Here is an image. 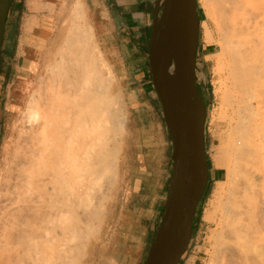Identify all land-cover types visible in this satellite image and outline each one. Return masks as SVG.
Here are the masks:
<instances>
[{
  "label": "bare ground",
  "instance_id": "obj_1",
  "mask_svg": "<svg viewBox=\"0 0 264 264\" xmlns=\"http://www.w3.org/2000/svg\"><path fill=\"white\" fill-rule=\"evenodd\" d=\"M197 2L205 13L198 29L201 23L217 47L221 102L210 116L218 141L211 161L224 173L204 218V256L190 264H264V0ZM59 18L43 31L38 19L24 24L21 53L33 60L12 90L18 106L1 147L0 264H85L120 179L128 119L122 89L111 92L116 77L83 1L64 6ZM172 90L180 131L196 156L194 195L202 173L201 103L175 84Z\"/></svg>",
  "mask_w": 264,
  "mask_h": 264
},
{
  "label": "rangeland",
  "instance_id": "obj_2",
  "mask_svg": "<svg viewBox=\"0 0 264 264\" xmlns=\"http://www.w3.org/2000/svg\"><path fill=\"white\" fill-rule=\"evenodd\" d=\"M28 3L29 9L34 11L33 7L30 6V0H28ZM197 4L199 20H202L205 18L204 9L199 2ZM34 19L37 20V18H29L25 23ZM24 24L22 28L23 35ZM24 39L25 35L23 38L20 37L21 41H24ZM28 41L30 42L31 39H28ZM147 48L148 42L146 51ZM216 48L215 45L210 46L207 43L204 26L200 23L195 83L207 108L204 144L210 165L208 182L199 206H197L194 235L188 250L184 253V257L182 256L184 264H190L191 259L195 256L200 258L204 256L203 250L209 234L204 218L207 210H209L215 183L223 178L224 173L223 169L216 168L211 161V155L215 152L214 148L211 147L218 143L211 129L212 111H217L221 102V93L219 94L221 91L217 87L219 84L215 81L217 79L213 73L215 61L212 53L217 51ZM128 49L126 45H122V54L126 57H129ZM19 51L21 53V42ZM25 59L29 60L23 61L20 59L18 61L15 58L8 63L4 62V65L0 67V157L9 115L18 106L17 100L12 97L11 93L14 86L21 79H24L23 67H29L33 55L27 53ZM121 64L123 71L129 73L132 62L123 61ZM113 74L116 77V83L112 86L113 88L111 87V90L113 89L111 92L114 94L121 88L115 72ZM136 89L137 99L141 104L132 109L127 107L126 98L121 93L120 106L122 105L128 119H126V134L122 159L120 160V179L117 183L119 186L117 185L115 191H113V193L116 192L112 195L114 200L106 204L108 207L105 222L99 238L92 242L89 255L84 260L85 264H131V258L139 255L142 256L139 264H143L164 214L172 167L171 140L155 88L150 94L144 93L140 87ZM11 99H14V102ZM141 248L144 249L142 253H140Z\"/></svg>",
  "mask_w": 264,
  "mask_h": 264
},
{
  "label": "water",
  "instance_id": "obj_3",
  "mask_svg": "<svg viewBox=\"0 0 264 264\" xmlns=\"http://www.w3.org/2000/svg\"><path fill=\"white\" fill-rule=\"evenodd\" d=\"M12 0H0V52L6 18ZM194 19V23H192ZM199 16L196 0H157L148 39V61L152 83L162 108L171 140V174L166 206L153 242L143 264H178L193 235L196 208L208 181L207 156L204 144L206 105L195 89L196 56L199 38ZM184 90L189 98L201 103L199 121L201 176L196 192L190 185L197 175L196 156L189 150L180 131L173 98V85ZM183 192L185 198L180 200ZM188 193V195H186Z\"/></svg>",
  "mask_w": 264,
  "mask_h": 264
},
{
  "label": "crops",
  "instance_id": "obj_4",
  "mask_svg": "<svg viewBox=\"0 0 264 264\" xmlns=\"http://www.w3.org/2000/svg\"><path fill=\"white\" fill-rule=\"evenodd\" d=\"M36 1L39 2V4L41 3L40 6H44H42V8L36 2V6L40 8L41 12L36 10L31 11L28 6V0H12L6 18L0 52V67L4 65V62L8 63L15 58H17L18 61L20 59L23 61L29 60L25 59L28 52L25 51V54H22L19 51V44L21 42L20 37L23 38L24 36L22 34V28L27 19L37 18L40 20V31L47 30L46 26L50 25H53L55 28L60 22V10L63 9L64 6L66 7L71 4L73 0ZM82 1L86 9L88 21L92 24L93 28L96 27L94 28L95 38L97 42L99 41L98 44L101 50L105 53L107 60L110 62L117 76L119 85L121 84L120 88L122 90H120L126 98L127 107L130 109L137 107L141 102L137 99L136 88L140 87L143 89L144 93L149 94L154 90L149 61L147 59L148 54L146 45L150 34L153 14L156 11L157 0ZM45 3L46 6L52 5L51 7H54L53 14L49 12V9L46 10ZM123 44L129 48V57L122 54ZM123 61L132 62V68L129 73L123 71V66L121 64ZM142 252H144V249L141 248L140 253ZM141 257L142 256L139 255L131 258V264H139ZM183 257L178 264L185 263L183 262Z\"/></svg>",
  "mask_w": 264,
  "mask_h": 264
},
{
  "label": "trees",
  "instance_id": "obj_5",
  "mask_svg": "<svg viewBox=\"0 0 264 264\" xmlns=\"http://www.w3.org/2000/svg\"><path fill=\"white\" fill-rule=\"evenodd\" d=\"M207 165H208V169H209V165H210V163H209V161L207 160Z\"/></svg>",
  "mask_w": 264,
  "mask_h": 264
}]
</instances>
